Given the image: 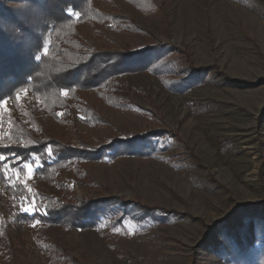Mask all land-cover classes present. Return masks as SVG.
<instances>
[{
	"label": "rangeland",
	"instance_id": "obj_1",
	"mask_svg": "<svg viewBox=\"0 0 264 264\" xmlns=\"http://www.w3.org/2000/svg\"><path fill=\"white\" fill-rule=\"evenodd\" d=\"M137 1L138 5L118 0L115 10L133 19L148 37L117 36L104 24L101 38H96V27H83L84 40L95 48L120 47L128 41L139 46L169 45L179 61L177 79L189 72L183 53L194 68L211 70L199 84L181 93L167 90L160 80L145 73L116 77L115 95L131 101L132 108L88 99L119 132L166 127L178 133L190 152L178 145L167 154L175 156L165 162L126 157L87 165L90 184H71L69 189L77 200L116 196L173 210L180 216L148 227L102 225L72 230L58 240L69 255L85 264H227L206 248L205 242L215 238L209 228L235 203L264 201V0ZM18 97L23 103L32 101L29 91ZM1 108L12 111L8 100ZM76 128L82 135L93 134L79 120ZM25 165H31L30 178ZM25 165L23 182L29 185L38 165ZM5 172L6 179L11 175L16 179L8 167ZM13 207L0 183V213H14L17 209ZM28 207L25 204L20 210L31 214L25 210ZM26 239L31 241L30 234ZM22 263L47 264L30 244Z\"/></svg>",
	"mask_w": 264,
	"mask_h": 264
},
{
	"label": "trees",
	"instance_id": "obj_2",
	"mask_svg": "<svg viewBox=\"0 0 264 264\" xmlns=\"http://www.w3.org/2000/svg\"><path fill=\"white\" fill-rule=\"evenodd\" d=\"M123 1L138 5L137 0ZM117 3L0 0V157L5 158L0 161V183L17 209L0 213V264H23L28 244L47 264H85L64 249L66 245L58 240L61 234L102 225L115 229H125L128 224L148 227L180 216L173 210L116 196L77 200L69 189L71 184H90L87 165L126 157L165 162L175 156L167 154L178 145L190 152L178 133L166 127L119 132L88 99L132 108L131 101L115 95L116 77L145 73L160 80L167 90L181 93L199 84L211 70L194 68L183 53L189 72L175 78L179 61L169 45L139 46L128 41L114 48L91 46L82 37L83 27H96V38L102 37L104 24L117 36L132 33L148 37L133 19L116 12ZM25 91L30 92L32 101L17 100ZM6 100L11 103V112H2L1 104ZM76 120L93 134H80ZM27 163L38 165L29 185L23 182ZM6 167L19 173V179L12 175L6 179ZM25 204L36 210L22 212ZM24 228L28 230L22 232ZM209 229L215 238L205 246L225 263L264 264V201L235 203ZM28 234L31 241L26 239Z\"/></svg>",
	"mask_w": 264,
	"mask_h": 264
},
{
	"label": "snow or ice",
	"instance_id": "obj_3",
	"mask_svg": "<svg viewBox=\"0 0 264 264\" xmlns=\"http://www.w3.org/2000/svg\"><path fill=\"white\" fill-rule=\"evenodd\" d=\"M65 95L67 94V93H64ZM18 99H19V97H17ZM62 115V114H61ZM49 152H50V150H49ZM5 158L4 157H0V161H3ZM25 168L27 169V177L28 178H30V176H31V173H32V168H31V165H25ZM17 175V179H19V173H17L16 174ZM26 182V181H25ZM34 203V202H33ZM26 211H29V212H31V211H35L36 209L34 208V207H28V208H26L25 209Z\"/></svg>",
	"mask_w": 264,
	"mask_h": 264
}]
</instances>
